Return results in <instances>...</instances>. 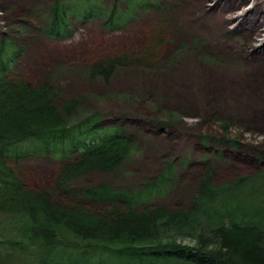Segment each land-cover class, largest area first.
<instances>
[{"label":"rangeland","instance_id":"obj_1","mask_svg":"<svg viewBox=\"0 0 264 264\" xmlns=\"http://www.w3.org/2000/svg\"><path fill=\"white\" fill-rule=\"evenodd\" d=\"M57 1L62 0H0V44L11 40L20 49L10 73L34 84L49 83L55 92L52 100L59 109L74 102L65 116L68 126L92 117L98 126L119 123L132 136L130 151L117 167L108 172L87 171L66 187L79 192L108 185L133 192L141 190L147 181L157 182L163 172L172 168L166 191L154 199L157 204L174 211L178 206L195 209L201 203L198 219L203 229L205 220L214 225L237 220L259 224L264 231V179L253 177L264 170V98L251 97L247 94L251 89L247 88L239 94L228 92L216 98L210 93L199 100L191 94L196 92L194 87L201 77L196 65L201 71L202 66L230 63V57L218 52V48L228 46L226 50L234 52L235 64L241 70L264 56V52H255L264 46V34L251 46L246 39L256 29L249 27L248 19L254 20L252 13L257 10L249 9L247 16L227 23V28L216 32L208 43L201 36L203 32L193 28L194 23L186 25L182 21L190 0H133L136 5L131 6L130 15L125 13L128 0H85L82 9L97 4L106 10L115 7L127 17V23L122 21L123 25L110 30L101 18L88 22L72 18L70 35L55 39L46 36L41 28L47 26ZM212 3L205 0L207 15ZM250 5L249 1L243 8L247 10ZM148 50L153 54L149 66L118 68L107 82L88 75V67L95 59L122 54L142 58ZM190 54L194 62L186 67ZM181 74L191 89H185ZM247 75H241L236 84L245 87L247 82H258L255 75ZM175 91L187 95V102L181 104ZM55 144L56 148L61 146ZM40 147L37 142L20 144L5 160L27 186L50 191L60 156L50 150L37 151ZM19 152L23 155L13 157ZM206 169L213 174L214 186H230L216 203H202L197 198L198 182ZM240 178L244 181L235 184ZM28 223L22 214L0 213V264H35L37 248L26 242ZM199 233L198 229L173 227L163 231L158 241L193 246ZM68 239L75 240L72 236ZM18 241L30 246L31 259L21 253L15 244ZM75 242L78 246L84 244ZM89 247L95 252L92 260L98 261L119 246L107 243Z\"/></svg>","mask_w":264,"mask_h":264},{"label":"trees","instance_id":"obj_2","mask_svg":"<svg viewBox=\"0 0 264 264\" xmlns=\"http://www.w3.org/2000/svg\"><path fill=\"white\" fill-rule=\"evenodd\" d=\"M85 2H55L42 32L55 39L70 35L72 18L87 22L101 18L110 30L128 21L115 7L106 10L97 4L82 9ZM128 3L125 13L130 15L136 3ZM19 51L11 40L0 44V213L22 214L28 219L26 242L37 248L35 264H264V231L259 224L232 220L214 225L205 220L203 229L198 219L201 203L195 209L178 206L171 211L154 201L166 191L172 168L157 182L147 181L141 190L133 192L108 185L79 192L66 187L87 171L108 172L117 167L130 151L132 136L119 123L98 126L92 117L68 126L65 116L74 102L59 109L49 83L34 84L10 73ZM152 55L149 50L142 58L135 54L106 55L90 64L88 75L107 82L118 68L149 66ZM26 142H37L41 146L37 151L50 150L60 156L50 191L27 186L6 163L11 150ZM55 143L61 146L56 148ZM212 175L206 169L198 182L197 198L202 203H216L229 191L227 184L214 186ZM253 177L264 179V170ZM243 181L240 178L235 184ZM173 227L198 229L196 244L158 241L163 231ZM75 241L84 244L78 246ZM107 243L119 247L109 251V258L93 261L95 252L89 246ZM15 244L26 258H32L30 246L21 241Z\"/></svg>","mask_w":264,"mask_h":264},{"label":"bare ground","instance_id":"obj_3","mask_svg":"<svg viewBox=\"0 0 264 264\" xmlns=\"http://www.w3.org/2000/svg\"><path fill=\"white\" fill-rule=\"evenodd\" d=\"M249 1L251 2V5L246 10L243 8V6ZM263 2L264 0H213V3L210 4L211 6L208 7V9L211 10V13L207 15L205 12L207 7L204 6L205 0H190L185 11L183 12L182 21H185L186 25L194 23L195 25L193 28L203 32L201 36L209 43L216 35V32L227 28V23L236 21L238 17L241 18V16H247L249 13H251V10L253 11L254 8V10H257H255L256 12L252 13L255 18L254 20H250L249 18L248 21L250 23L249 27H256V29L253 34L251 33V35L246 38L249 41V46H251L254 40H260V38H257L258 36H263L264 34V22L262 21L264 20ZM238 8H241L242 11H236ZM185 23H183V25ZM226 48L229 47H222L218 48L217 50L224 55H228L230 57L231 64L229 63L227 65H223L222 67H218V64L208 65L207 67L202 66L201 71L200 66L196 65L201 77L198 79L194 87L196 92L193 91L191 93L193 98L195 100H199L201 98L205 99L206 94L210 93H214L213 96L216 98L218 96L221 97V95L224 93L229 92L231 93L230 95L239 94L240 92L247 91L249 89L251 90H249L247 94H249L251 97L258 99L264 98V56H261V53L264 52V46L258 47V49L255 50L257 54H261L259 55L261 56V59H255L253 62L254 64L245 67L243 70L236 66L234 52L230 50L228 51ZM193 58H195L193 54L187 56L188 61H186V67L191 63V61L194 62ZM182 71L184 70L182 69ZM201 72L209 77H207L209 81L205 78V76H203ZM243 74H248L247 76L255 75L259 83L247 82L245 87L237 85L236 83H239V77ZM182 75L183 74L180 75V78L186 83L185 89H191L192 87L187 84V81L184 80V76ZM237 76L238 78L236 79ZM243 88H247V90H244ZM174 93L177 94V91ZM176 97L179 98L178 101L181 102V104L187 102L186 99H188L187 95L184 94H177ZM189 102L194 108H197L195 107L194 102L191 100H189Z\"/></svg>","mask_w":264,"mask_h":264}]
</instances>
